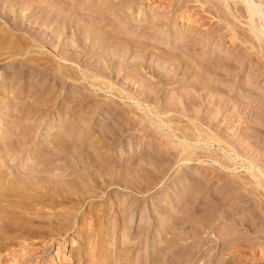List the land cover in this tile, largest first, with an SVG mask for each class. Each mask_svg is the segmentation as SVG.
Listing matches in <instances>:
<instances>
[{"label": "rangeland", "instance_id": "rangeland-1", "mask_svg": "<svg viewBox=\"0 0 264 264\" xmlns=\"http://www.w3.org/2000/svg\"><path fill=\"white\" fill-rule=\"evenodd\" d=\"M51 1L49 4L52 6H60V4L62 5L64 3L68 4L70 11L72 10L73 12L75 9L76 12H81L84 11L87 6L89 7L90 2L96 4L100 0ZM169 1L170 0H167V2H163V0L104 1L106 5H109L107 6L110 9L106 5L105 7L107 8L108 16H110L112 20L110 19L108 23L102 25L100 23L96 26H106L102 30L105 29V32L108 30L106 35L108 34V37L110 36L112 40L116 39L109 45L110 48L108 47L109 51H107L110 52L115 48H119L118 42H121L122 39L124 45L123 49L127 52L129 51L128 55H126V58L124 57L123 60L129 65L132 64V62H138L135 59V51H152L149 53V56L150 54L152 55L141 62L144 66L143 70H141L142 72L138 74V69L132 68V70L130 69L124 74L123 72H119V75H110L108 81H103L100 78L98 79L96 76H89L78 81L76 79L74 59L69 56L70 60L66 59L67 55L74 56V51H46L48 48L43 51H25L24 49L27 46L34 43L31 41L30 43L29 40L27 41L24 38H27V35L21 37L24 32L22 33L14 30L10 31L7 36L6 31L8 25L5 23V20H7L6 18H8L7 12L16 10L17 14L13 15L12 11V15L9 14L11 16H9L8 19L12 16H14V18L16 16L23 17L24 21L20 22L22 21L21 18L18 22L22 24V27L27 26L30 32H34L31 30V26H33L32 29L35 31L41 27H38L36 24H28L27 22H33L37 17L41 19L43 16L40 13L41 11H37L36 14H28L29 11H26V8L24 9L25 6L17 7L18 9L11 6V10L10 5L5 3V1H3L4 4H2L3 2L0 3V48L2 47L0 49V186L9 178L13 179L15 174H17L18 171H22L24 166H26V168L28 166L33 168L39 166V168L36 167L35 169L38 170V172L42 170L43 165H37L36 162L28 158H31L32 155L34 156V153L38 151V149L40 150V147H37L39 143H43L41 146H53L51 144L54 141L52 137L48 138L46 132H49V130L54 127L57 131L59 130L61 134L63 129V132H65L67 128L73 129L74 131L72 130L71 134H77L76 138L79 137L77 140L78 142L86 139L90 142L89 144H93V147L95 146L94 148L91 147V149L92 151L95 150L93 155H96L95 158L93 157V161L90 162L91 165H89L87 161H84V163L82 159H80L81 156L78 151L74 150L73 171L65 168L69 160L67 159L68 157L66 158L67 154L57 155L60 158L57 157L56 163H53L54 165L58 164L57 168L56 166L50 167L51 169H49V166L43 167L45 172H47V170L48 172L53 170L50 173L52 176L55 174V171H57L60 173L64 172V176L68 175L65 177L66 179L70 178V176L72 178L74 177V181L78 183V187L80 186L83 188L78 189L77 192L76 189H74V196H72L74 202L72 204L66 205L63 201L64 204L62 206L64 209L53 208L51 211L44 210L43 212L40 211L36 213H34L35 210H31V213L29 211L26 212L27 214L24 213L23 215L14 210L13 214H11L12 212L0 213V224H2L0 225V264H67L65 261L64 263L62 262L63 258L66 259L68 257H73L72 259L78 260L80 262L79 264H96L97 261H102L104 258L108 260L109 264H264V257L262 256L264 254V234H262V232L264 233V226H259V228L262 227L260 229L255 227L257 228L256 230H252L251 228L252 231L249 230L248 232L247 228L244 226L238 225L236 227L234 223L227 222L225 219L226 216L224 218V215L219 219H215L213 216L217 217L218 214H216L217 210L215 211L212 209L213 207L208 210V207L210 208L213 203H216L215 200L218 201L220 197H222V200L223 197L224 199L227 198V201L223 200V204L228 205L223 206L226 207L225 209H227V207L228 209L232 207L238 210V214L236 213V218L238 219L240 218L239 215H241L239 214L241 213L240 210L242 211L244 206H247L248 209L253 208L254 211L256 209L255 212L260 210L256 201L257 197L249 193H241L239 191L233 192L232 189H229L231 187H228V183L230 182L229 178L233 175H245L244 170L241 169V165L250 167L253 164V166L257 168L260 167L261 170L264 169L262 168L264 167V42L260 43L257 41L253 34L252 37L247 25L248 21L244 18H234L230 12L227 11L225 4H219L217 2L219 4L217 5L216 3V6L219 7L217 8L218 11L222 12L218 13V11L209 4L206 5V3H202L198 0H190L188 3L189 5L187 4L181 7L182 10L178 9V11L175 7L178 1ZM181 1L182 0H179V2ZM201 1L206 2V0ZM6 4L10 8L5 7ZM48 6H44L45 9ZM187 9L190 12V17L192 16L190 20L180 18V13H182V11H188ZM19 12L25 14L24 16L27 18ZM65 13L67 14L68 12L65 11ZM86 14L87 13L82 15V17L88 19L87 17L90 16L89 19L92 18L91 16L93 13H88V16ZM5 16L7 17L5 18ZM12 18L10 20H12ZM259 23L258 20L257 26L261 30L262 25ZM72 30L73 29L64 33L60 40L56 39L53 43L54 47L68 45V37L70 36L69 34H72ZM260 30L259 32L263 39L264 33ZM247 36H249V38ZM84 43L88 44V41H84ZM2 45L6 48H3ZM22 45L23 47H20ZM31 46V48H34V45ZM128 48L133 49L131 50ZM50 49H52V47ZM34 50L38 49L35 48ZM87 52H89V54L82 57L83 60L81 62L84 66L81 68L84 73H86V70H84L85 67L89 69L94 68L96 65L95 60L99 57L98 53L94 52L93 49ZM162 52L171 54V59L168 61V59L163 60L162 58L156 57L157 55H162ZM64 54L66 55L64 56ZM123 60L121 59L119 61L123 62ZM180 60L184 61L181 62V67H177V70L175 65H178ZM164 62L167 63L165 64ZM185 64L188 66L186 67ZM160 66L168 71V76L169 72H172V75L176 73V76L174 75V79H172V81L170 80V82H167L165 85L160 83H157V85L155 83V85L159 87L162 85V92H160L158 96V105H156H161L162 107L160 106V108L163 110L166 108L168 109V107L169 109H174L178 106L177 108H179L180 116L182 114L184 116V113L185 115L188 113V115L191 116V120L181 116L182 119L180 120L182 121L184 119L182 122L177 119L173 121L174 118H172L171 122L168 123V126H172V129L174 128L172 135L174 133L178 137L183 134L190 135L189 137L191 139H189V141L191 143L196 140V136H198L199 133H205L204 135L207 133L211 136H215L216 134V136L220 138H225L227 134L228 136L233 135V144L238 152V154L233 155L239 167H237V174L234 172L232 173L233 168L230 171L221 169L214 164V161L208 159L204 160V163L201 164L196 163V160H192L193 162L191 161L189 163L178 160L176 151L173 147L171 148L168 142L170 140L167 138L163 139L159 134L148 132L149 134L146 137H140V135L136 133H131V135L120 134L122 129H124L123 125H125V122H128V120H124L119 114L112 113L108 107H117L118 109H116H120L122 113L126 110V113L129 114L133 122L128 118V115L126 116L127 118H125L129 119L132 124H137L139 122L140 125H144V123L140 122V119L137 118L139 114L141 115V112L135 110L136 112L133 111L135 112L134 114L133 112L131 113V111H128L130 110L128 104L121 101L118 95L116 96L118 93L117 89L119 90L121 87L128 88V82L132 75V77L137 78L140 82L147 80V78L149 79V72L152 70L151 67L159 68ZM174 67L177 72H175ZM186 68H191L193 75H195L193 76L194 78L189 76L191 79L188 78L182 81L180 77L182 76L181 74H184V71L187 70ZM203 68L204 70L209 68L210 71L207 70V74L205 75ZM57 69L64 74L56 72ZM201 75L203 76L201 77ZM74 76L76 78H74ZM169 77H171V74ZM141 79L143 80L141 81ZM195 80H197V82ZM189 81L191 83L193 81H195L193 83L201 82L200 84L202 86L206 84L210 85L211 88L208 89L210 91L201 90L196 94L193 93L196 96L194 99L196 105H188L187 107L185 102L190 95L188 94L190 92L188 89L190 85ZM139 85L138 83V86ZM138 86H131L129 89L131 92L135 93L139 99L144 98V93H141L142 86ZM100 89H104V92H101ZM114 89L117 92H114ZM215 89L216 91H213ZM185 95L186 97H184ZM180 96L184 97L185 101L184 98L182 100ZM227 97H233L235 100L233 101L234 103L227 101ZM228 103L229 105H227ZM131 105L133 106L134 104ZM219 107H223V109L220 110L221 112H218ZM80 113H82V116ZM75 114H79L80 116H75ZM168 114L169 115H166L167 117H160L166 120V118H171L173 113ZM177 116H179L178 113ZM85 118L89 122L83 120ZM78 120L86 122H84V128H86L84 131L80 129L78 132L74 129V124L76 125ZM147 122L149 124V121ZM206 122H208V124ZM158 124L159 122L151 126L156 127ZM246 124L252 128V131L261 135L258 134L257 138L256 135L255 137L252 135L253 138L244 135L243 131H245V127H248ZM28 132L35 135L32 137L33 140L27 144L23 142L20 143L22 140L21 138L24 137L23 134ZM103 132H110L114 135L120 134V136L119 138H115V136L112 135L109 136L110 139L109 137L104 138ZM59 133H56L57 136L55 138L60 136ZM194 134L195 138H192ZM58 138H61V136ZM7 139H11L12 141L10 146L15 149L18 148V150L23 149V152L20 150L18 153V150H15L16 155L14 154L15 151L13 152L14 158L12 154H10L11 156H6L4 141ZM167 142L168 144L166 145L165 143ZM174 142L178 141L175 139ZM210 143V150L214 151L220 149L217 143L212 144L211 141ZM254 143L257 144L255 145ZM129 148L136 153L131 161L132 163L129 161L130 159L128 160L125 158V153ZM206 149H200L198 153L202 152V154H204L205 151V153L209 154ZM33 150L35 152H33ZM76 152L78 154H76ZM217 152L222 154L220 151ZM180 159H182V157ZM254 162L259 165L256 163L254 165ZM68 163L71 162L68 161ZM45 168L47 169L45 170ZM39 175L41 177L47 176L46 173L41 172ZM190 178L191 180H189ZM226 178L227 180H225ZM188 180L190 182L192 181L191 183L193 186H203L204 188L199 190V192L196 191L193 195L188 194V192L186 194L184 188L187 189L188 187L187 191L189 190ZM245 181L247 180H243V182ZM87 183L89 185L85 186ZM175 184L179 186H177L179 188L178 190L174 188ZM225 184L226 186H224ZM225 191L228 196L225 195ZM260 191L264 193V190ZM238 193H240L241 197L249 196L251 201L248 199L250 202L246 205L242 204V202H238L240 199L236 201L238 199L237 197H240ZM251 196H253V198H251ZM89 197L91 199H89ZM262 197L263 196H260V198ZM87 198L89 200H87ZM230 202L231 204H236L235 207L231 205ZM238 207L240 208L238 209ZM228 209L224 210L223 208L221 212L225 211L230 214L231 212ZM165 212H168V214ZM210 212L211 214L209 216ZM208 216L215 219L212 220V224L209 226L206 225L208 223L206 221L209 218ZM236 236L237 240H234ZM64 241H66V244ZM69 241H75L76 246L74 247V245L68 244ZM85 249L88 251L90 249L89 255L83 253ZM261 251L263 253H261ZM72 259L70 262H72Z\"/></svg>", "mask_w": 264, "mask_h": 264}, {"label": "bare ground", "instance_id": "bare-ground-1", "mask_svg": "<svg viewBox=\"0 0 264 264\" xmlns=\"http://www.w3.org/2000/svg\"><path fill=\"white\" fill-rule=\"evenodd\" d=\"M3 1H5V3H7L8 5H10V7L12 6L13 8H17V7H23V6H25L24 7V9L26 8V11H29V13L28 14H36V12L38 11V12H40L41 13V15H43L42 16V18L41 19H39L38 17L37 18H35L36 20H33V22L31 21V22H27L28 24H36L38 27H41V28H38V30L40 31V29H41V31L39 32L36 28V30L38 31H35L34 29H32L33 28V26H31L30 28H31V30L32 31H34V32H30L29 30H28V28H27V26H23L22 27V24L21 23H19L18 22V20H20L21 18V20L22 21H20V22H23L24 21V19H23V17H20V16H16L15 18H14V16H12L11 18H12V20H10V19H8L9 18V16H11L12 14L14 15V14H17L16 13V10H12V7H11V10L13 11V13H12V11H8V10H10V9H8L7 11L9 12H7V16H8V18H6L7 16H5V18L7 19V20H5V23L8 25V29H7V36L9 35V32L10 31H19V32H24L22 35H21V37H23V36H25V35H27L28 37V39L26 38V37H24L27 41L29 40V42L31 41V42H33L34 44H32L31 42V45H34L33 47L34 48H31L32 46L30 45V46H27L24 50L25 51H43L44 49H46V48H48L46 51H74V56H72V55H67L66 57V59H69V57L70 58H72V59H74L73 61H74V68L76 69V77L74 76V78H76L78 81L80 80H83V79H85V78H87V77H89V76H96V77H98V79L100 78L101 80H103V81H108L109 79H110V75H112V74H114V75H119L120 73L119 72H123V74L124 73H126V72H128V70H132V68H137L138 69V71H137V73L139 74L140 72H142L141 70H143V68H144V66L142 65V61H144V60H146L148 57H150L152 54H150V56H149V53H151L150 51H135V59L138 61V62H132V64H128L127 62H124V57L126 58V55H128V53H129V51L127 52V51H125L123 48H124V45H123V40L121 39V42H118V45L120 46L119 48H115L113 51H110V52H108L109 50V48H110V44L113 42V40H112V38L109 36L108 37V34L106 35V32L108 31H104V30H102L103 28H105L106 26H102V27H100V26H96L97 24H100L101 23V25L102 24H106V23H108V21H110V19H111V17L110 16H108V12H107V8L105 7V5H106V2H104L105 0H100L99 2H97L96 4H92V2H90L89 3V7L87 6L85 9H86V11H85V9H84V11H81V12H76L75 11V9L73 10V12H72V10L70 11V9H69V6H68V4H60V6L58 5V6H55L54 4V6H52V5H50L49 4V2L51 1V0H3ZM3 1H0V3H2ZM75 1V0H74ZM164 1H166L167 2V0H163V2ZM173 1V0H172ZM175 2H176V0H174ZM178 2L176 3V10H178V9H181L182 10V8L181 7H184V6H186L188 3H189V1L190 0H182L181 2H179V0H177ZM198 1H200V2H202V3H206V5L207 4H209V5H211V6H213V8H215L217 11H218V9L217 8H219V7H217L216 6V3L218 2L219 4H225L226 5V9H227V11H229L230 12V14L234 17V18H244V19H246L247 21H248V27H249V32H250V35L252 36V34L254 35V38H256L257 39V41H259L260 43L261 42H264V37H263V39H262V36H261V33L259 32V30H260V28H258V26H257V22H258V20H259V24L260 25H262L261 27V30H262V32L264 33V0H237V1H235V0H206V2L205 1H201V0H198ZM197 1V2H198ZM62 2H64V1H62ZM80 2V1H79ZM169 2H171V0L169 1ZM192 2V1H191ZM209 2V3H208ZM240 4H239V3ZM217 3V5H219ZM2 4H4V2L2 3ZM7 4H6V6L5 7H7V8H10V7H8L7 6ZM48 4H49V6H48ZM51 4H52V1H51ZM239 4V5H238ZM48 6L46 9H45V7L44 6ZM108 5V4H107ZM106 5V6H107ZM169 5V4H168ZM189 5V4H188ZM241 5V6H240ZM109 6V5H108ZM107 6V7H108ZM174 7V6H173ZM173 7H171V8H173ZM224 7V6H223ZM2 8H3V6H2ZM7 8H5V9H7ZM109 8V7H108ZM18 9V8H17ZM110 9V8H109ZM175 9V8H174ZM221 9V8H220ZM188 10V9H187ZM212 10V9H211ZM65 11H67L68 13L66 14L65 13ZM179 11V10H178ZM224 11V10H223ZM18 12V11H17ZM22 12V11H21ZM21 12H19L20 14H22ZM174 12H176V11H174ZM213 12V11H212ZM221 12V11H220ZM219 11H218V13H220ZM12 13V14H11ZM18 13V14H19ZM25 13V12H24ZM39 13V14H40ZM85 13H93L92 14V18H90L89 19V17H87L88 19H85V18H83L82 17V15H84ZM222 13V12H221ZM5 14H6V12H5ZM4 14V15H5ZM9 14H11V15H9ZM28 14H26V15H28ZM86 14V15H87ZM95 14V15H94ZM175 14V13H174ZM181 15H180V18H182V19H187V20H190L191 19V17H190V12H189V10L188 11H186V12H184V11H182V13H180ZM23 16L25 15V14H22ZM94 15V16H93ZM220 15V14H219ZM2 16H3V14H2ZM88 16V15H87ZM1 17V16H0ZM24 17H26V16H24ZM185 17V18H184ZM3 18V17H2ZM27 18V17H26ZM227 18V17H226ZM4 20V19H3ZM112 20V19H111ZM222 20H224V19H222ZM225 21H226V19H225ZM12 22V23H11ZM227 22H229V21H227ZM26 23V24H27ZM155 23V22H154ZM21 24V25H20ZM25 24V25H26ZM24 25V24H23ZM155 25V24H154ZM232 25H234V24H232ZM29 26V25H28ZM36 26V27H37ZM35 27V26H34ZM4 29V28H3ZM71 29H73L72 31L73 32H71L72 34H69L70 36L68 37L69 39V42H68V45H66V46H63V47H57V46H55L54 47V45H53V43H54V41L56 40V39H59L60 40V38L64 35V33H66V32H68V31H71ZM260 30V31H261ZM247 31H248V29H247ZM209 33V32H208ZM262 33V34H263ZM4 35V34H3ZM2 35V36H3ZM19 35V34H18ZM17 35V36H18ZM66 35H68V34H66ZM117 35V34H116ZM207 35V34H206ZM238 35V34H237ZM241 35V34H240ZM66 37V36H65ZM233 37V36H232ZM248 38H249V36H247ZM253 37V36H252ZM251 37V40L253 39ZM11 38V37H10ZM111 38V39H110ZM120 38V37H119ZM245 38V37H244ZM2 39V38H1ZM6 39V38H5ZM19 39V38H18ZM234 39V38H233ZM233 39H231V40H233ZM255 39V40H256ZM13 40V39H12ZM58 40V41H59ZM116 40V39H115ZM114 40V41H115ZM254 40V41H255ZM1 41V40H0ZM84 41H88V44H86V43H84ZM117 41H118V39H117ZM128 41V40H127ZM242 41V40H241ZM253 41V40H252ZM250 42V41H249ZM15 43V42H14ZM115 43V42H114ZM124 43H125V41H124ZM129 43V42H128ZM256 43V42H255ZM3 44V43H2ZM5 44V43H4ZM12 44V43H11ZM28 44V43H27ZM15 45V44H14ZM24 45H25V43H24ZM116 45V44H115ZM129 45H131V44H129ZM255 45V44H254ZM3 46V48L5 47L4 45H2ZM87 46H88V48H87ZM111 46H113V45H111ZM117 46V45H116ZM128 46V45H127ZM145 46V45H144ZM19 47V46H18ZM20 47H23V45L22 46H20ZM52 47V49H50ZM54 47V48H53ZM109 47V48H108ZM137 47V46H136ZM148 47V46H147ZM255 47H256V45H255ZM2 48V47H1ZM0 48V49H1ZM6 48V47H5ZM10 48V47H9ZM35 48H37L38 50H34ZM153 48V47H152ZM257 48V47H256ZM12 49H16V48H12ZM40 49V50H39ZM93 49V51L94 52H97L98 53V58H97V60H95L96 61V65L94 66V68L93 69H89V68H86L85 67V69L84 70H86L85 72L86 73H84V71H82V66H83V64H81V62H82V57H85L86 55H88L89 54V52H87V51H91ZM128 49H131V48H128ZM133 49V48H132ZM131 49V50H132ZM137 49V48H136ZM142 49V48H141ZM156 49V48H155ZM4 50V49H3ZM23 50V49H22ZM108 50V51H107ZM139 50V49H138ZM150 50V49H149ZM5 51V50H4ZM77 53H79V54H77ZM83 54V55H82ZM58 55V54H57ZM60 55V54H59ZM66 54H64V56H65ZM97 55V54H96ZM121 57H120V56ZM170 55L171 54H167L166 52H162V55L160 54L159 56L157 55L156 57H159V58H162L163 60H167L168 59V61H169V59H171L170 58ZM172 55H173V53H172ZM176 55V54H175ZM61 56V55H60ZM63 56V57H64ZM69 56V57H68ZM117 56H118V58H117ZM174 56V55H173ZM264 56V55H263ZM97 57V56H96ZM95 57V58H96ZM175 57V56H174ZM181 57V56H180ZM37 58V57H36ZM88 58V57H87ZM123 60V62H121V61H119V60H121V59ZM91 59H93V58H91ZM177 59V58H176ZM181 59V58H180ZM186 59V58H185ZM184 59V60H185ZM55 60V59H54ZM70 60V59H69ZM174 60V59H173ZM184 60H182V61H184ZM64 61V60H63ZM91 61V60H90ZM181 60L178 62V65H175V67H176V69L178 70V68L177 67H181V65L180 64H182L181 62H182ZM47 62V61H46ZM173 62V61H172ZM175 62V61H174ZM165 63V62H164ZM167 63V62H166ZM165 63V64H166ZM169 63V62H168ZM53 64V63H52ZM51 65V64H50ZM54 65V64H53ZM52 65V66H53ZM186 65V64H185ZM204 65V64H203ZM209 65V64H208ZM55 66V65H54ZM188 65H186V67H187ZM39 67V66H38ZM49 67V66H48ZM56 67V66H55ZM84 67V66H83ZM116 67H117V69H116ZM165 67H166V65H165ZM175 67H174V70H175V72H177L176 71V69H175ZM43 68H45V67H43ZM50 68H51V66H50ZM54 68V67H53ZM169 68V67H168ZM46 69V68H45ZM52 69V68H51ZM116 69V70H115ZM151 72H149L150 73V78L148 79L147 78V80H143V79H141V81L142 82H140V80L138 81L137 80V78H134V77H130V80H129V82H128V88H124V87H121V88H119V90L117 89V91H118V93L116 94V96L118 95L119 96V99L121 100V101H123V102H126L127 104H128V107H129V109L130 110H128V111H131V113L133 112V111H137V112H141V115L139 114V113H137V114H139L138 116L139 117H137V115H136V117L137 118H139L140 119V122H142V123H144V125L143 124H141L140 125V123L138 122L137 124L135 123V124H132L131 122H133L131 119H130V117H129V114H127L126 113V110L122 113L121 111H120V109L119 110H117L116 108H114V107H108V109L109 110H111L112 111V113H114V114H119V116H121V118H124V120H128V122L126 121H124L125 122V125H123V128L124 129H122V132L120 133L121 135L122 134H130L131 135V133L133 134V133H136V134H139L140 135V137L142 136H147L149 133L148 132H152V133H155V134H159L161 137H163V139L165 138H167L168 140H170V141H168V140H166V141H168L169 142V144L171 145V148L173 147L174 148V150L176 151V156H177V158H178V160H181V161H183V162H186V163H189V162H191L192 160L194 161V160H196V163H204V160H206V159H208V160H211V161H214L215 163L214 164H216L218 167H220L221 169H225V170H231L232 168H233V171H232V173L234 172V173H236L237 174V170H238V164L235 162L236 160L233 158V155H236V154H238V152H237V149L234 147V142H233V135L230 137V136H228V134L226 135V137L225 138H220V137H218V136H216V134H215V136L214 135H208L207 133H206V135H204V134H202V133H199L198 134V136H196V140L194 141V142H190L189 141V139H191L189 136L190 135H185V134H183L182 136H180V137H178V136H176L175 135V133L172 135V133L174 132V128L172 129V126L170 127V126H168V123H170L171 122V120H172V118H174L173 119V121L175 120V119H177V120H179V121H181L180 119H182L181 118V116H183V114L180 116V113H179V108H172V107H170V108H172V109H169V107L168 106H166V107H168V109L166 108L165 110H163L162 108H160V106H157L158 105V100H159V98H158V96H159V94H160V92H162L161 90H162V85H160V87L159 86H156L155 85V83L157 84H163V85H165L167 82L169 83L170 82V80L172 81V79H174V77L176 76L175 74H173L172 75V72H169V76H170V74H171V77H169L168 76V71L166 70V69H164V67H162V66H160L159 68H157V67H151ZM187 70L186 71H184V74H181L182 76L180 77V79L182 80V81H185L186 79H188L189 78V76L190 77H193L194 75H193V73H192V69L191 68H186ZM62 70V69H61ZM70 70V69H69ZM68 70V71H69ZM166 70V71H165ZM169 70V69H168ZM182 70V69H181ZM203 70H204V68H203ZM207 70L208 71H210V69L208 68V69H206V70H204V74L206 75L207 74ZM48 71V70H47ZM66 71V70H65ZM114 71V72H113ZM214 71V70H213ZM45 72V71H44ZM56 72H60V70H56ZM64 72V71H63ZM26 73V72H25ZM60 73H62V72H60ZM75 73V72H74ZM33 74V73H32ZM62 74H64V73H62ZM70 74H71V72H70ZM89 74V75H88ZM31 75V74H30ZM72 75H73V73H72ZM175 75V76H174ZM199 75V74H198ZM204 75V76H205ZM55 76V75H54ZM137 76V75H136ZM203 75H201V77H202ZM68 77V76H67ZM179 77V76H178ZM201 77H199V78H201ZM72 78V77H71ZM194 78V77H193ZM189 79H191V78H189ZM165 80V81H164ZM126 81V80H125ZM180 81V80H179ZM196 82H197V80H195ZM195 81H193V82H195ZM198 81H199V79H198ZM31 82V81H30ZM45 82V81H44ZM190 82V81H189ZM189 83L190 85H189V87H188V89L190 90V92L188 93V94H190L189 96H188V94H187V92H186V94H187V96H188V99H186V104H187V107H188V105H196V102L194 101V99H195V95L194 94H196V93H198V92H200L201 90H208V89H210L211 88V86L210 85H201L200 83L201 82H199V83ZM138 83L142 86V89H141V93L143 92L144 93V95H145V97L144 98H140L139 99V97H137L136 95H135V93H133V92H131V90L129 89L131 86L132 87H136V85L138 86ZM39 84V83H38ZM43 84H45V83H43ZM157 84V85H158ZM208 84V83H207ZM28 85V84H27ZM110 85V84H109ZM126 85V84H125ZM140 85L138 86V87H140ZM185 85V84H184ZM34 86V85H33ZM82 86V85H81ZM84 87V86H83ZM93 87V86H92ZM168 87V86H167ZM35 88V87H34ZM108 88V87H107ZM143 88H144V90H143ZM86 89V88H85ZM146 89V90H145ZM104 90V89H103ZM103 90H101L100 89V91L101 92H104ZM108 90V89H107ZM143 90V91H142ZM41 91V90H40ZM88 91V90H87ZM112 91V90H111ZM116 90L114 89V92H115ZM116 91V92H117ZM208 91H210V90H208ZM213 91H216V89L215 90H213ZM113 92V93H114ZM34 93V92H33ZM194 93V94H193ZM95 94V93H94ZM183 94V93H182ZM201 94V93H200ZM184 95V94H183ZM182 95V96H183ZM214 95H215V93H214ZM157 96V97H156ZM182 96H180V98L183 100V98L184 97H186V95L184 96V97H182ZM229 96V95H228ZM201 97V96H200ZM179 98V99H180ZM226 98V97H225ZM224 98V99H225ZM256 98V97H255ZM180 99V100H181ZM199 99V98H198ZM219 99V98H218ZM81 100V99H80ZM19 101V100H18ZM79 101V100H78ZM184 101H185V98H184ZM183 101V102H184ZM200 101V100H199ZM227 101H229V102H233V101H235L234 99H233V97H230V98H228L227 97ZM7 103V102H6ZM151 103V104H150ZM218 103V102H217ZM234 103V102H233ZM8 104V103H7ZM95 104V103H94ZM98 104H100V103H98ZM112 104V103H111ZM115 104V103H114ZM131 104H134L133 106L131 105ZM157 104V105H156ZM181 104V103H180ZM202 104V103H201ZM232 104V103H231ZM43 105V104H42ZM49 105V104H48ZM96 105V104H95ZM104 105V104H103ZM105 105H107V104H105ZM152 105H154V106H152ZM198 105H199V103H198ZM227 105H229V103L227 104ZM26 106V105H25ZM28 106V105H27ZM44 106V105H43ZM110 106V105H109ZM127 106V105H126ZM226 106V105H225ZM33 107V106H32ZM162 107V106H161ZM191 107V106H190ZM224 107V106H223ZM223 107L222 108H220L219 107V109H218V112H221L220 110L221 109H223ZM18 108H19V106H18ZM22 108V107H21ZM182 108V107H181ZM192 108V107H191ZM225 108V107H224ZM17 109V108H16ZM105 109H107V108H105ZM107 109V110H108ZM183 109V108H182ZM41 110V109H40ZM135 111V112H136ZM27 112V111H26ZM121 112V113H120ZM135 112H133V114L135 113ZM184 112V111H183ZM187 112V111H186ZM189 112V111H188ZM191 112V111H190ZM217 112V113H218ZM30 113V112H29ZM69 113V112H68ZM86 113V112H85ZM168 113H173L172 115H171V118H166V120H165V118L163 119V118H161L160 116H166V115H169ZM177 113L179 114V116H177ZM4 114V113H3ZM82 113H80V115H81ZM97 114V113H96ZM107 114H108V112H107ZM111 114V113H110ZM187 115H185V113H184V116H183V118H185V117H187V119H189V120H191V116L190 115H188V113H186ZM192 114V113H191ZM194 114H195V112H194ZM41 115V114H40ZM79 114H75V116H78ZM79 115V116H80ZM128 115V118L131 120V122H130V120L129 119H126L127 116ZM130 115H132V114H130ZM78 116V117H79ZM82 116V115H81ZM113 116V115H112ZM118 116V117H119ZM103 117V116H102ZM109 117V116H108ZM126 117V118H125ZM167 117V116H166ZM169 117V116H168ZM193 117V116H192ZM197 117V116H196ZM216 118V117H215ZM83 120H85V121H88V120H86V118L85 119H83ZM106 120H108V119H106ZM85 121H79L78 120V123H76V125L74 124V129H76L78 132H79V130L81 129V130H83L84 131V129H86V128H84V126H85V124H84V122ZM136 121V120H135ZM147 121H149V124H148V122ZM182 121H184V119L182 120ZM181 121V122H182ZM202 121V120H201ZM210 121V120H209ZM38 122V121H37ZM89 122V121H88ZM123 122V121H122ZM157 122H159V124L155 127H153V126H151V125H154L155 123H157ZM40 123V122H39ZM86 123V122H85ZM118 123V122H117ZM146 123V124H145ZM173 123V122H172ZM186 123V122H185ZM207 124H208V122H206ZM13 124V123H12ZM19 124V123H18ZM17 124V125H18ZM36 124V123H35ZM38 124V123H37ZM174 124V123H173ZM190 124V123H189ZM22 125V124H21ZM30 125V124H29ZM70 125V124H69ZM180 125V124H179ZM205 125V124H204ZM250 125V124H249ZM14 126V125H13ZM51 126V125H50ZM73 126V125H72ZM100 126V125H99ZM197 126H198V124H197ZM246 126H248V124H246ZM87 127H88V125H87ZM104 127V126H103ZM151 127H153V128H151ZM174 127V126H173ZM178 127V126H177ZM176 127V128H177ZM189 127V126H188ZM19 128V127H18ZM25 128V127H24ZM37 128V127H36ZM66 128V127H65ZM91 128H93V127H91ZM180 128V127H179ZM194 128V127H193ZM38 129V128H37ZM63 129V128H62ZM107 129V128H106ZM121 129V128H120ZM182 129V128H181ZM21 130V129H20ZM64 130V129H63ZM63 130L61 131L62 132V134L61 133H59V130L57 131L56 130V128L54 127V128H51L50 130H49V132H46L47 134H48V138L49 137H52V140L54 141L51 145H53L52 147H46L45 145L44 146H41L42 144H40L39 143V145L37 146V147H40V150L38 149V151H36V149H35V151L33 150V152H35L34 153V156L32 155V157L31 158H28V159H32V161H34V162H36L37 163V165H39L40 164V166H42L43 165V167L45 166H49V169H51L52 167H55L56 166V168L58 167L57 165H54L55 163H56V159H58V158H60V157H58L57 155H62V154H67V156H66V158L67 159H69L68 161H70L71 163H68V161H67V165L65 166V168H67L68 170H74V150L75 151H78V153L80 154V156H81V158L80 159H82V161L84 162H86L87 161V163L89 164V165H91V161H93V157L95 158V156L93 155L94 153V151L95 150H93L92 151V149H91V147H93L91 144H89L90 142H88L86 139L85 140H81L80 142H78L77 140H78V138H76V131L74 132L75 134L73 135V134H71L72 132V130H71V128H67L66 130H65V132H63ZM88 130V129H87ZM86 130V131H87ZM99 130V129H98ZM152 130V131H151ZM245 131H243V133H244V135H246V136H248V137H250V138H253V136L252 135H254V137H255V135H256V138H257V135L259 134V133H257V132H254V131H252V128H250L249 126L248 127H245V129H244ZM51 131H53V132H51ZM74 131V130H73ZM103 131V130H102ZM111 131V130H110ZM132 131V132H131ZM134 131V132H133ZM202 131V130H201ZM256 131H257V129H256ZM35 132V131H34ZM59 133V135L61 136V138H58V137H60V136H58L57 138H55L57 135H56V133ZM77 132V133H78ZM106 132V131H105ZM105 132H103V137L105 138V137H109V136H112V135H114V134H112V133H110V132H108V133H105ZM113 132H114V130H113ZM115 132H116V130H115ZM213 132V131H212ZM211 132V133H212ZM19 133V132H18ZM83 133V132H82ZM182 133V132H181ZM257 133V134H256ZM261 133V132H260ZM29 134H31V132L29 133H25V134H23L24 135V137H22L21 139V141H20V143L21 142H23L24 144H27L28 142H31V140H33V136H35V135H29ZM102 134V133H101ZM105 134H106V136H105ZM120 134L119 135H114L115 136V138H119V136H120ZM177 134V133H176ZM188 134V133H187ZM191 134V133H190ZM213 134H214V132H213ZM15 135V134H14ZM81 135H83V134H81ZM86 135V134H85ZM259 135H261V134H259ZM17 136V135H16ZM46 137V136H45ZM63 137V138H62ZM102 137V136H101ZM122 137V136H121ZM5 138V137H4ZM35 138V137H34ZM192 138H195V134H194V137H192ZM233 138V139H232ZM18 139V138H17ZM45 139V138H44ZM101 139V138H100ZM103 139V138H102ZM109 139H110V137H109ZM172 139H176V141H178V142H174V140H172ZM248 139V138H247ZM92 140V139H91ZM99 140V139H98ZM105 140V139H104ZM252 140V139H251ZM35 141V140H34ZM39 141V140H38ZM48 141V140H47ZM116 141V140H115ZM193 141V140H192ZM210 141L212 142V144L214 143H217L218 145H219V150H210V145H211V143H210ZM256 141V140H255ZM11 139H7V140H5L4 141V143H5V154H6V156L8 155H10V154H12L13 155V152L15 151V150H18V148L17 149H15V148H13L12 146H10L11 145ZM18 142V141H17ZM95 142V141H94ZM98 142V141H97ZM168 142L167 143H165L166 145L168 144ZM254 142V141H253ZM37 143V142H36ZM96 143V142H95ZM94 143V144H95ZM114 143V142H113ZM112 143V144H113ZM116 143V142H115ZM119 143V142H118ZM163 143H164V141H163ZM100 144V143H99ZM222 145V147H221V145ZM255 144V143H254ZM257 144V143H256ZM255 144V145H256ZM16 145V144H15ZM109 145V144H108ZM34 146V145H33ZM203 146V147H202ZM236 146V145H235ZM16 147V146H15ZM80 147V148H79ZM95 147V146H94ZM93 147V148H94ZM97 147V146H96ZM208 147V148H207ZM211 147H213V146H211ZM207 148V149H206ZM4 149V148H3ZM25 149V148H24ZM78 149V150H77ZM202 150V149H206V150H208V153L209 154H207V153H205V151H204V154H202V152H199L198 153V151L199 150ZM213 149V148H212ZM21 149H19L18 150V153H19V151H20ZM23 150V149H22ZM21 150V151H22ZM31 150V149H30ZM217 151H220L222 154H220L219 152H217ZM2 152H4V151H2ZM23 152V151H22ZM30 152V151H29ZM106 152V151H105ZM197 152V153H196ZM18 153H17V157H18ZM77 152H76V154H78ZM15 155H16V151H15V153H14ZM75 154V155H76ZM102 154V153H101ZM135 152L131 149V148H129L128 150H127V152L125 153V158L126 159H130L129 161L131 162L132 160H133V157H135ZM207 154V155H206ZM259 154V153H258ZM260 154H262V153H260ZM20 155V154H19ZM100 155V154H99ZM153 155V154H152ZM11 156V155H10ZM70 156V157H69ZM98 156V155H97ZM58 157V158H57ZM65 157V156H64ZM76 157V156H75ZM182 157V159H180ZM13 158H14V155H13ZM66 158H64V159H66ZM99 158V157H98ZM132 158V159H131ZM142 158V157H141ZM78 159V158H77ZM116 159V158H115ZM174 159V158H173ZM148 160V159H147ZM14 161V160H13ZM81 161V160H80ZM119 161V160H118ZM149 161V160H148ZM150 161H151V158H150ZM155 161V160H154ZM180 161V162H181ZM192 161V162H193ZM59 162V161H58ZM82 162V163H83ZM84 162V163H85ZM158 162V161H157ZM29 163V162H28ZM54 163V164H53ZM116 163V162H115ZM132 163V162H131ZM255 163L256 162H254V165H255ZM261 163V162H260ZM65 164V163H64ZM98 164V163H97ZM101 164V163H100ZM103 164V163H102ZM138 164V163H137ZM242 164V163H241ZM244 164V163H243ZM257 164V163H256ZM35 165V164H34ZM60 165V164H59ZM85 165H87V164H85ZM124 165V164H123ZM189 165V164H188ZM248 165V164H247ZM257 165H259V164H257ZM263 165V164H262ZM23 166V165H22ZM98 166V165H97ZM171 166V165H170ZM261 166V165H260ZM36 167H38L39 168V166H36ZM35 167V168H36ZM43 167H42V170H40L39 172H38V170H36L35 168H33V167H27L26 168V166H24L23 168H22V171H18L17 172V174H15V176H14V178L13 179H8V180H6L5 182H4V184L3 185H1L0 186V213L1 214H4L5 212L7 213V212H12L11 214H13V210L14 211H16V212H18V213H21L22 215L24 214V213H26V212H29L30 211V213H31V210H35V212L34 213H36V212H43L44 210H49V211H51L53 208L54 209H56V208H63V201L66 203V205L68 204H72L73 202H74V198H72V196H74V189H76V192H77V190L78 189H81L82 187H78V183H76V181H74V177L72 178L71 176H70V178H68V179H66L65 177H67V176H64L63 175V173H60V172H57V171H55V174H53V176L52 175H50V173L53 171V170H50L49 172H48V170H47V172H45L44 171V169H43ZM51 167V168H50ZM60 167V166H59ZM64 167V166H63ZM86 167V166H85ZM88 167V166H87ZM90 167V166H89ZM124 167V166H123ZM238 167V168H237ZM259 167V166H258ZM78 168H80V167H78ZM99 168V167H98ZM262 168H264V167H262ZM47 168H45V170H46ZM60 169V168H59ZM105 169V168H104ZM110 169V168H109ZM111 169H112V167H111ZM241 169H243L244 170V173H245V175L244 176H241V175H237V176H232V177H230L229 178V180H230V182L228 183V187H231V188H229V189H232L233 190V192L234 191H239V192H244V193H249V194H251V195H253L254 197H257V204H258V206H259V208H260V212L258 211V212H255L256 211V209H255V211H254V209L252 208H247V206H244V209L241 211L240 210V212L241 213H239V214H241V215H239V219L238 218H236V215L238 214L237 212H238V210L237 209H235V208H232V207H230L229 209H228V207H227V209L228 210H230V214L228 213V212H221V209H223L224 208V210H227V209H225L226 207H223V206H225L226 204H223V200H226V199H224V197H223V200H222V197H220L219 198V200L217 201V200H215V202L216 203H213L212 204V206H210V208L208 207V210L209 209H211L212 207V209H214L215 211L217 210V212H216V214H218V216H220V217H215V216H213V215H211V216H213L215 219H219V218H221L222 217V215H224V218H225V216H226V221L227 222H232V224L234 223V225L237 227L238 225H240V226H244L245 228H247V231L249 232V230H251V228H252V230L253 229H257V228H255V227H258L259 228V226H264V222H263V219H264V193H262L260 190H264V169H262L261 170V168L259 167V168H257L256 166H253V164H252V166H248V167H245V166H242L241 165ZM55 170V169H54ZM81 170V169H80ZM114 170V169H113ZM112 170V171H113ZM120 170V169H119ZM123 170V169H122ZM167 170V169H166ZM105 171V170H104ZM104 171H102V172H104ZM107 171V170H106ZM126 171V170H125ZM131 171V170H130ZM168 171V170H167ZM40 172L41 173H46V177L44 176H40L39 174H40ZM107 172H109V171H107ZM106 172V173H107ZM111 172V171H110ZM118 172V171H117ZM119 173V172H118ZM121 173V172H120ZM125 173H127V172H125ZM136 173V172H135ZM196 173V172H195ZM220 173V172H219ZM154 174V173H153ZM160 174V173H159ZM2 175V174H1ZM12 175V174H11ZM116 175V174H115ZM118 175V174H117ZM126 175V174H125ZM156 175V174H155ZM84 177V176H83ZM108 177V176H107ZM115 177V176H114ZM127 177V176H126ZM153 177V176H152ZM223 177V176H222ZM226 177V176H225ZM118 178H119V176H118ZM156 178V177H155ZM210 178V177H209ZM215 178V177H214ZM94 179V178H93ZM99 179V178H98ZM112 179V178H111ZM200 179V178H199ZM216 179V178H215ZM87 180V179H86ZM101 180V179H100ZM129 180V179H128ZM135 180V179H134ZM189 180H191V178L189 179ZM188 180V181H189ZM212 180V179H211ZM221 180V179H220ZM225 180H227V178L225 179ZM243 180H247V181H245V182H243ZM97 181V180H96ZM106 181V180H105ZM140 181V180H139ZM188 181H186V182H188ZM195 181V180H194ZM193 181V182H194ZM222 181V180H221ZM87 182V181H86ZM99 182V181H98ZM101 182V181H100ZM120 182V181H119ZM135 182V181H134ZM144 182V181H143ZM192 182V181H191ZM190 181H189V184H188V186H189V190L187 191V189H188V187H187V189L186 188H184V192H186V194H187V192H188V194H195V192L196 191H198L199 192V190H202V188H204L203 186L201 187V186H196L195 187V185L193 186V184L191 183ZM208 182V181H207ZM217 182H218V180H217ZM216 182V183H217ZM226 182V181H225ZM84 183V182H83ZM132 183V182H131ZM176 183V182H175ZM196 183H198V182H196ZM200 183L202 184V182L200 181ZM85 184V183H84ZM112 184V183H111ZM118 184V183H117ZM148 184V183H147ZM178 184V183H177ZM80 185V184H79ZM82 185V184H81ZM89 184L87 183V185H85V186H88ZM90 185H92V184H90ZM135 185V184H134ZM143 185V184H142ZM204 185V184H203ZM208 185V184H207ZM221 185V184H220ZM93 186V185H92ZM124 186V185H123ZM178 185H176L175 184V186H174V188L175 189H179L178 187H177ZM216 186V185H215ZM224 186H226V184L224 185ZM83 187H84V185H83ZM127 187V186H126ZM137 187V186H136ZM142 187V186H141ZM150 187V186H149ZM101 188V187H100ZM138 188V187H137ZM183 188V187H182ZM181 188V189H182ZM214 188V187H213ZM83 189V188H82ZM87 189H88V187H87ZM134 189V188H133ZM139 189V188H138ZM145 189V188H144ZM163 189V188H162ZM186 189V190H185ZM221 189V188H220ZM228 189V190H229ZM132 190V189H131ZM79 191H81V190H79ZM138 191V190H137ZM231 191V190H230ZM75 192V193H76ZM190 192V193H189ZM197 192V193H198ZM84 193V192H83ZM90 193V192H89ZM139 193V192H138ZM178 193V192H177ZM197 193H196V195H197ZM229 193V192H228ZM243 193V194H244ZM205 194H207V193H205ZM218 194V193H217ZM242 194V195H243ZM261 194V195H260ZM170 195V194H169ZM225 195H227L226 194V191H225ZM224 195V196H225ZM79 196V195H78ZM87 196H88V194H87ZM188 196V195H187ZM195 196V195H194ZM193 196V197H194ZM204 196V195H203ZM228 196V195H227ZM238 196H240V193H238ZM253 196H251V198H253ZM260 196H263L262 198H260ZM92 197V196H91ZM180 198V197H179ZM195 198V197H194ZM206 198V197H205ZM204 198V199H205ZM217 198V197H216ZM238 199L236 200V201H238L239 199H240V201H238V202H242V204H244V205H246V204H248V202H250L251 200L249 199V196H243V197H237ZM89 199H91L90 197H89ZM88 198H87V200H89ZM168 199H174V198H168ZM229 199V198H228ZM232 199V198H231ZM248 199L250 200V201H248ZM191 200V199H190ZM180 201V200H179ZM192 201V200H191ZM227 201V200H226ZM87 202V201H86ZM193 203H195L194 201H192ZM209 202V201H208ZM222 202V203H221ZM255 202V201H254ZM198 203H199V201H198ZM228 203V202H227ZM237 203V202H236ZM202 204V203H201ZM211 204V203H210ZM230 204H231V202H230ZM230 204H229V206H230ZM199 205V204H198ZM231 205H233L234 207H235V205L236 204H231ZM254 205V204H253ZM188 206H190V205H188ZM202 206V205H201ZM200 206V207H201ZM226 206H228V205H226ZM181 207V206H180ZM185 207V206H184ZM200 207H199V209H200ZM205 207V206H204ZM250 207V206H249ZM203 208V207H202ZM237 208V207H236ZM240 207H238V209H239ZM243 208V207H242ZM241 208V209H242ZM258 208V209H259ZM12 209V210H11ZM64 209V208H63ZM77 209V208H76ZM75 209V210H76ZM168 209V208H167ZM187 209V208H186ZM177 210V209H176ZM203 210V209H202ZM204 210H206V209H204ZM72 211H74V210H72ZM207 211V210H206ZM205 211V212H206ZM223 211V210H222ZM67 212V211H66ZM188 212V211H187ZM197 212V211H196ZM15 213V212H14ZM65 213V212H64ZM165 213H167L168 214V212H165ZM237 213V214H236ZM17 214V213H16ZM27 214V213H26ZM38 214V213H37ZM166 214V215H167ZM184 214V213H183ZM193 214V213H192ZM210 214H211V212L209 213V216H210ZM20 215V214H19ZM71 215H72V213H71ZM74 215V214H73ZM207 215V214H206ZM7 216V215H6ZM100 216V215H99ZM208 216V217H209ZM26 217V216H25ZM190 218H192V217H190ZM197 218V217H196ZM206 218V217H205ZM213 218V219H214ZM263 218V219H262ZM6 219V218H5ZM9 219V218H8ZM7 219V220H8ZM173 219V218H172ZM201 219V218H200ZM212 217L210 218H208L206 221L208 222L206 225L207 226H209V225H211L212 224ZM214 219V220H215ZM1 220V219H0ZM3 221H4V219H3ZM3 221H2V223H3ZM164 221V220H163ZM144 222V221H143ZM201 222V221H200ZM204 222V221H203ZM211 222V223H210ZM5 223H6V221H5ZM9 223V222H8ZM196 223V222H195ZM214 223V222H213ZM7 224V223H6ZM0 225H2V224H0ZM9 225V224H8ZM11 225V224H10ZM184 225V224H183ZM6 226V225H5ZM4 226V227H5ZM202 226V225H201ZM207 226H206V228H207ZM165 227V226H164ZM205 227V226H204ZM254 227V228H253ZM244 228V229H245ZM260 228H262V227H260ZM259 228V229H260ZM264 228V227H263ZM20 229V228H19ZM208 229V228H207ZM206 229V230H207ZM160 230V229H159ZM167 230V229H166ZM210 230V229H209ZM251 230V231H252ZM263 230V229H262ZM245 231H246V229H245ZM204 232V231H203ZM237 232V231H236ZM206 233V232H205ZM223 233V232H222ZM232 233V232H231ZM230 233V234H231ZM254 233V232H253ZM252 233V234H253ZM224 234V233H223ZM247 234V233H246ZM245 234V235H246ZM262 234H264L263 232H262ZM226 235H227V233H226ZM244 235V236H245ZM255 235V234H254ZM197 236V235H196ZM222 236V235H221ZM231 236V235H230ZM263 236V235H262ZM228 237V236H227ZM240 237V236H239ZM248 237V236H247ZM127 238V237H126ZM168 238V237H167ZM170 238V237H169ZM173 238V237H172ZM226 238V237H225ZM88 239V238H87ZM199 239V238H198ZM233 239V238H232ZM243 239V238H242ZM228 240V239H227ZM231 240V239H230ZM234 240H237V236H236V239L234 238ZM239 240V239H238ZM224 242H225V240H224ZM230 242V241H229ZM58 243V242H57ZM64 243L66 244V241H64ZM68 244H70V245H74V247L76 246V244H75V241H69L68 242ZM169 244V243H168ZM225 244V243H224ZM264 244V243H263ZM175 245V244H174ZM177 245V244H176ZM259 245V244H258ZM87 248H89V247H87ZM263 250H264V248H263ZM89 251H90V249H89ZM89 251L87 250V249H85L84 251H83V253L85 254L86 253V255H89ZM164 253V252H163ZM168 253V252H167ZM261 253H263L262 251H261ZM91 256V255H90ZM162 256V255H161ZM263 257H264V254L262 255ZM262 257V258H263ZM73 258V257H72ZM71 257H68V258H66V259H64L63 258V262L62 263H64V261L67 263V264H79L80 262L78 261V260H76V259H72ZM88 258V257H87ZM71 259H72V262H70L71 261ZM89 259V258H88ZM153 259V258H152ZM177 259V258H176ZM189 259V258H188ZM194 259V258H193ZM264 259V258H263ZM86 260V259H85ZM84 260V261H85ZM160 260V259H159ZM158 260V261H159ZM86 261H88V260H86ZM85 261V262H86ZM155 261V260H154ZM263 261V260H262ZM89 262V261H88ZM87 262V263H88ZM119 262H121V261H119ZM152 262V261H151ZM264 262V261H263ZM161 263V262H160ZM96 264H109V262H108V260L106 259V258H104V259H102V261H97L96 262ZM187 264V263H186Z\"/></svg>", "mask_w": 264, "mask_h": 264}]
</instances>
